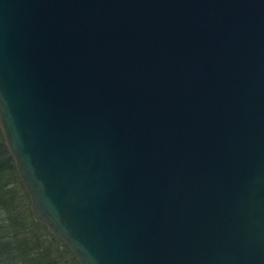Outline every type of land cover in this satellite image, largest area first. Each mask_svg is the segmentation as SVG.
<instances>
[{
    "label": "water",
    "instance_id": "water-1",
    "mask_svg": "<svg viewBox=\"0 0 264 264\" xmlns=\"http://www.w3.org/2000/svg\"><path fill=\"white\" fill-rule=\"evenodd\" d=\"M0 130L78 264H264V0H0Z\"/></svg>",
    "mask_w": 264,
    "mask_h": 264
},
{
    "label": "trees",
    "instance_id": "trees-1",
    "mask_svg": "<svg viewBox=\"0 0 264 264\" xmlns=\"http://www.w3.org/2000/svg\"><path fill=\"white\" fill-rule=\"evenodd\" d=\"M14 180L28 196L0 130V264H78L66 243L33 219L29 205L22 210V198L10 185Z\"/></svg>",
    "mask_w": 264,
    "mask_h": 264
},
{
    "label": "rangeland",
    "instance_id": "rangeland-1",
    "mask_svg": "<svg viewBox=\"0 0 264 264\" xmlns=\"http://www.w3.org/2000/svg\"><path fill=\"white\" fill-rule=\"evenodd\" d=\"M9 152V151H8ZM10 154V153H9ZM4 173H5V171H4ZM11 185V187H16L15 189H16V191H17V193H18V195L22 198V201H23V205H22V210L25 212V210L27 209V205H29V197L28 196H26L23 192H22V190H21V186H20V183L18 182V181H16V180H14L13 181V183L12 184H10ZM2 215H4V214H2ZM48 230V229H47ZM49 231V230H48ZM56 238V237H55ZM58 239V238H57ZM57 243L59 244V245H62V247H63V244L61 243V242H58L57 241ZM60 248V247H59ZM60 249H62V248H60ZM67 257H68V259L69 260H71V257H70V255H67Z\"/></svg>",
    "mask_w": 264,
    "mask_h": 264
}]
</instances>
